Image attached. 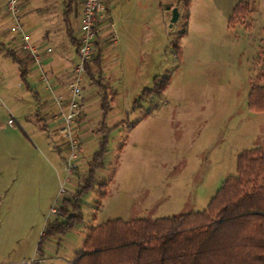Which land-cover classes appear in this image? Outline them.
<instances>
[{
	"label": "rangeland",
	"instance_id": "374dc122",
	"mask_svg": "<svg viewBox=\"0 0 264 264\" xmlns=\"http://www.w3.org/2000/svg\"><path fill=\"white\" fill-rule=\"evenodd\" d=\"M46 2L29 5L46 17ZM244 3L247 13L232 16ZM184 14L169 27L170 17L160 12L156 24V11L150 10V31L123 35L115 29L123 62L111 68L114 58H109L101 78L110 103L105 123L120 125L109 133L104 167L95 173L97 183H106L105 196L98 199L95 189L82 197V225L67 232L58 247L57 239L44 242L43 264L71 263L86 231L106 221L203 211L220 184L234 175L237 155L264 146V112L248 110L246 102L252 87L264 86V0H191ZM113 39L107 37L108 44ZM174 45L179 59L171 52ZM14 52L26 56L20 48ZM17 74L0 51V264L32 255L49 209L62 190L70 197L82 183L100 140L101 92L84 76L81 114L73 125L78 164L67 175L64 140L44 126L58 116L38 113L41 103L51 108L48 93L32 86V78L27 89ZM163 76L169 80L164 92L144 96L132 110L142 89ZM92 77H97L94 69Z\"/></svg>",
	"mask_w": 264,
	"mask_h": 264
},
{
	"label": "trees",
	"instance_id": "16d2710c",
	"mask_svg": "<svg viewBox=\"0 0 264 264\" xmlns=\"http://www.w3.org/2000/svg\"><path fill=\"white\" fill-rule=\"evenodd\" d=\"M170 1L172 5L165 9L176 8L177 20L181 15L184 17L191 0ZM72 3L73 0H67L62 18L66 38L76 49L77 40L72 36L67 19ZM247 11L246 3L238 4L233 8L232 16L243 15ZM0 51L16 65L18 79L28 89L31 59L19 57L1 43ZM171 52L179 59L176 45ZM100 58V49L95 42L90 65L96 71L100 69ZM85 74L102 92L96 131L100 140L90 157L82 183L70 197L61 200L57 216L45 224L36 245L40 250L50 238L63 237L82 225L80 203L85 194L96 189L98 199L105 196L106 183H97L95 173L104 167L109 133L120 124L107 127L105 120L110 111L108 87L101 84L98 77H92L90 66H85ZM168 81L167 76L154 77L151 87L142 89L131 109L139 108L140 99L144 96L162 94ZM246 102L248 110L264 112V86L252 87ZM98 207L99 203L95 201L94 210ZM69 264H264V146L237 155L234 175L220 184L203 211H188L155 220L106 221L86 231L81 250Z\"/></svg>",
	"mask_w": 264,
	"mask_h": 264
},
{
	"label": "crops",
	"instance_id": "0c3cea01",
	"mask_svg": "<svg viewBox=\"0 0 264 264\" xmlns=\"http://www.w3.org/2000/svg\"><path fill=\"white\" fill-rule=\"evenodd\" d=\"M35 0H22L23 8L20 10L21 22L23 29L26 34H28L32 42L38 47V52L41 54V65L43 70L48 75L49 79L53 81L59 87L61 86L62 77L69 72L73 63H74V53L75 47H73L65 35V27L63 24L62 13L64 11V6L67 0H47V8L50 11V15L43 17L40 13H36L40 8L30 6ZM106 9V18L107 24H103L100 28L99 34L97 36L96 44L100 49V69L97 72V77L101 84L102 83V73L107 72L109 68V58H114V61L111 64V68L118 67L123 59L118 58V48L117 36H119V31L116 35L115 29L120 30V33L123 35H133L140 31H150L152 27V22L149 21V12L150 10L156 11V24H159V13H162V17L168 19L170 17V11L166 10V6H170L169 3H172L170 0H101ZM81 2L82 0H73L71 6V12L68 16V25L72 32V36L76 39V28L78 23V18L81 12ZM3 14L4 18H0V43L5 47L6 42H13V46L9 49L13 50L19 48V40L17 36L11 30L10 21L5 14L3 0H0V17ZM36 16H34V15ZM153 21V20H152ZM7 22V23H6ZM7 31V32H5ZM152 31V30H151ZM112 35L113 42L108 44L107 37ZM11 39H14L13 41ZM45 48L50 49V53H44ZM70 49V52H69ZM94 67L91 66V70ZM95 70V69H94ZM18 77V74H17ZM34 81L33 85H37L45 92L44 86L38 79L37 71L34 69L33 65L30 63L28 67V76L27 80ZM91 83V82H90ZM92 84V83H91ZM93 85V84H92ZM57 87V88H58ZM93 87H95L93 85ZM108 87V86H107ZM98 89L97 87H95ZM99 90V89H98ZM100 91V90H99ZM101 92V91H100ZM107 92V90H106ZM102 96V92H101ZM100 96V97H101ZM49 100V98H47ZM42 104V103H41ZM38 106V113L42 116L48 114L49 111L53 112L55 116V108L50 102L48 106L51 108L45 109ZM100 105V98H99ZM109 113V112H108ZM99 121H100V112L98 107ZM41 119V118H40ZM47 120V119H46ZM42 121V119H41ZM45 121V120H44ZM49 124H44L48 129H55L58 133L60 127V120L56 122V118L53 122L50 120ZM98 121V126H99ZM108 127V126H107ZM59 134V133H58ZM57 239L58 243L56 247L59 246V241L62 237H53ZM83 241V240H82ZM43 254V253H42ZM43 256V255H42ZM30 257V256H29ZM28 257V258H29ZM44 258V256H43ZM27 259V258H26ZM68 261V260H67ZM65 262L66 264L68 262ZM18 264V263H17Z\"/></svg>",
	"mask_w": 264,
	"mask_h": 264
},
{
	"label": "built area",
	"instance_id": "2783aa9c",
	"mask_svg": "<svg viewBox=\"0 0 264 264\" xmlns=\"http://www.w3.org/2000/svg\"><path fill=\"white\" fill-rule=\"evenodd\" d=\"M4 11L7 15L11 30L19 40V48L31 59V64L37 71L38 79L48 93L49 102L55 108V114L60 120L59 135L66 145L67 155L65 171L71 175L78 162V142L74 137L73 125L75 119L81 114L82 83L85 74V66H90L94 54V44L97 40L101 26L107 24L106 9L101 0H82L81 12L76 28L77 47L74 53V63L61 79L59 87L51 79L41 65V54L38 47L32 42L30 36L23 29L20 16V0H3ZM44 53H50L45 48ZM58 87V88H57ZM11 125V121H7ZM68 192H60V200L49 209V215L45 222L53 220L58 213L60 202ZM44 258L37 247L32 255L18 262V264H43Z\"/></svg>",
	"mask_w": 264,
	"mask_h": 264
},
{
	"label": "water",
	"instance_id": "95a60500",
	"mask_svg": "<svg viewBox=\"0 0 264 264\" xmlns=\"http://www.w3.org/2000/svg\"><path fill=\"white\" fill-rule=\"evenodd\" d=\"M177 17H178V12L176 8H172L170 11L169 27H171V25L176 22Z\"/></svg>",
	"mask_w": 264,
	"mask_h": 264
}]
</instances>
